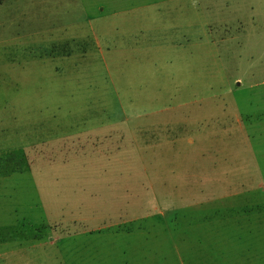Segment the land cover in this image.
Returning a JSON list of instances; mask_svg holds the SVG:
<instances>
[{"label": "rangeland", "instance_id": "374dc122", "mask_svg": "<svg viewBox=\"0 0 264 264\" xmlns=\"http://www.w3.org/2000/svg\"><path fill=\"white\" fill-rule=\"evenodd\" d=\"M0 264H264V0H0Z\"/></svg>", "mask_w": 264, "mask_h": 264}]
</instances>
